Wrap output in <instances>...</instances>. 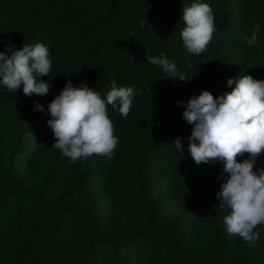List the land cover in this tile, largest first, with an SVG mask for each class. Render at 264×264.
Segmentation results:
<instances>
[{"label":"trees","instance_id":"obj_1","mask_svg":"<svg viewBox=\"0 0 264 264\" xmlns=\"http://www.w3.org/2000/svg\"><path fill=\"white\" fill-rule=\"evenodd\" d=\"M193 2L0 0V51L43 43L55 72L42 78L51 85L44 96L0 86V264H264V226L254 243L225 231L229 210L215 194L227 174L219 161L194 163L193 126L177 103L230 92L229 78L264 80V0H199L217 29L199 56L180 38L182 9ZM256 25L250 47L244 37ZM161 53L188 82L145 59ZM112 80L143 90L127 118L108 106L114 155L70 163L52 146L47 105L68 81L103 97Z\"/></svg>","mask_w":264,"mask_h":264},{"label":"clouds","instance_id":"obj_2","mask_svg":"<svg viewBox=\"0 0 264 264\" xmlns=\"http://www.w3.org/2000/svg\"><path fill=\"white\" fill-rule=\"evenodd\" d=\"M184 27L180 38L186 50L199 56L207 50L217 30L213 9L207 3L196 2L183 7L180 17ZM260 26L256 25L251 37H244L248 46L256 44ZM148 63L160 67L165 77L188 82L190 78L163 53L146 56ZM189 67H191L189 65ZM48 47L40 42L24 43L19 49L12 43L0 51V86L8 92L22 87L25 96L47 95L51 85L42 78L54 79ZM230 92L214 97L202 90L191 96L183 105L182 117L192 131L187 151L196 165L223 164L227 177L216 192L221 209H227L223 217L225 231L239 236L246 243L259 239L257 226H264V168H255L258 157L264 153V80L251 75L229 78ZM110 90L102 97L96 89L81 82L73 87L68 81L48 105L50 119L47 125L55 138L53 147L77 163L81 159L103 156L111 159L119 144L114 135V125L109 117L108 106L127 118L134 99L143 90L135 86H117L112 80ZM34 110L44 111L38 103ZM183 153L181 138L172 141ZM247 158L241 161L237 157ZM223 179V177H221Z\"/></svg>","mask_w":264,"mask_h":264}]
</instances>
